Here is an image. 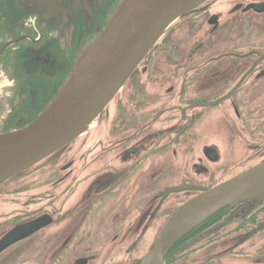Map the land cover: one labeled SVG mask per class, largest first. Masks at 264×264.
<instances>
[{"label": "flooded vegetation", "instance_id": "obj_1", "mask_svg": "<svg viewBox=\"0 0 264 264\" xmlns=\"http://www.w3.org/2000/svg\"><path fill=\"white\" fill-rule=\"evenodd\" d=\"M119 1L0 0V132L36 117ZM263 160L264 0H210L80 139L0 184V264H139L179 205ZM163 264H264V197L215 211Z\"/></svg>", "mask_w": 264, "mask_h": 264}, {"label": "water", "instance_id": "obj_2", "mask_svg": "<svg viewBox=\"0 0 264 264\" xmlns=\"http://www.w3.org/2000/svg\"><path fill=\"white\" fill-rule=\"evenodd\" d=\"M25 1L43 15L58 12L62 2ZM209 1L120 0L102 30L78 52L36 117L22 127L0 132V184L80 139L169 29ZM263 197L264 160L212 187L200 188L168 215L139 264H163L171 245L212 213Z\"/></svg>", "mask_w": 264, "mask_h": 264}, {"label": "rangeland", "instance_id": "obj_3", "mask_svg": "<svg viewBox=\"0 0 264 264\" xmlns=\"http://www.w3.org/2000/svg\"><path fill=\"white\" fill-rule=\"evenodd\" d=\"M3 109H5V111H6V110H8V107L5 106V107H3ZM2 121H3V118L0 117V127H1V123H2Z\"/></svg>", "mask_w": 264, "mask_h": 264}]
</instances>
